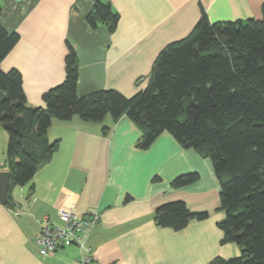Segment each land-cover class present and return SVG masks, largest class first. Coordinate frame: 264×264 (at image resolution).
I'll use <instances>...</instances> for the list:
<instances>
[{
	"label": "crops",
	"instance_id": "crops-1",
	"mask_svg": "<svg viewBox=\"0 0 264 264\" xmlns=\"http://www.w3.org/2000/svg\"><path fill=\"white\" fill-rule=\"evenodd\" d=\"M96 0H0V23L19 40L0 62L17 69L31 106L65 77L68 45L76 52V92L116 89L131 96L145 87L158 52L187 35L201 7L211 22L260 19L263 0H108L119 14L115 29L90 27L86 14ZM139 127L126 115L86 121L74 115L54 119L47 137L57 146L24 185L11 187L12 209L0 203V264H80L76 245L39 253L34 235L47 218L60 224L58 210L99 211L87 244V264H206L215 256H237L234 242L221 243L217 222L219 181L211 160L183 147L168 131L139 148ZM7 133L0 127V170ZM196 172L197 179L175 187L172 180ZM182 200L191 211H206L181 229L158 225L156 208Z\"/></svg>",
	"mask_w": 264,
	"mask_h": 264
},
{
	"label": "trees",
	"instance_id": "trees-1",
	"mask_svg": "<svg viewBox=\"0 0 264 264\" xmlns=\"http://www.w3.org/2000/svg\"><path fill=\"white\" fill-rule=\"evenodd\" d=\"M1 10V5H0ZM260 19L211 22L200 17L184 37L167 43L154 59L145 87L131 96L116 89L78 95V61L71 45L65 57V77L44 92V106H31L17 69L0 68V127L7 133L5 166L11 187L28 183L57 146L47 129L54 119L74 115L100 121L126 115L141 130L139 148H147L168 131L185 148L211 160L219 181L217 222L221 243L234 242L241 252L215 256L206 264H264V0ZM119 14L108 0H96L86 14L92 28L109 32ZM19 40L0 23V62ZM197 179L196 172L172 180L175 187ZM206 211H191L182 200L159 205L154 221L181 229L203 220Z\"/></svg>",
	"mask_w": 264,
	"mask_h": 264
},
{
	"label": "built area",
	"instance_id": "built-area-1",
	"mask_svg": "<svg viewBox=\"0 0 264 264\" xmlns=\"http://www.w3.org/2000/svg\"><path fill=\"white\" fill-rule=\"evenodd\" d=\"M99 216L98 210H89L80 215L70 208H60L58 210L60 224L51 223L45 218L39 231L34 235L39 253L46 256L60 247L76 245L81 253L79 263L87 264L93 257L87 239Z\"/></svg>",
	"mask_w": 264,
	"mask_h": 264
},
{
	"label": "water",
	"instance_id": "water-1",
	"mask_svg": "<svg viewBox=\"0 0 264 264\" xmlns=\"http://www.w3.org/2000/svg\"><path fill=\"white\" fill-rule=\"evenodd\" d=\"M11 172L8 169L0 170V203L9 209H12L14 203L8 197V188Z\"/></svg>",
	"mask_w": 264,
	"mask_h": 264
},
{
	"label": "rangeland",
	"instance_id": "rangeland-1",
	"mask_svg": "<svg viewBox=\"0 0 264 264\" xmlns=\"http://www.w3.org/2000/svg\"><path fill=\"white\" fill-rule=\"evenodd\" d=\"M4 157H5V155H4Z\"/></svg>",
	"mask_w": 264,
	"mask_h": 264
}]
</instances>
